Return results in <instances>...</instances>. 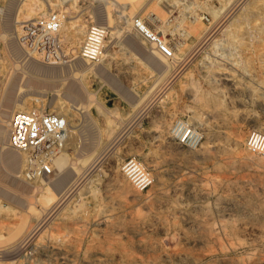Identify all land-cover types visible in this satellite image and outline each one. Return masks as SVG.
I'll return each mask as SVG.
<instances>
[{
	"label": "rangeland",
	"instance_id": "rangeland-1",
	"mask_svg": "<svg viewBox=\"0 0 264 264\" xmlns=\"http://www.w3.org/2000/svg\"><path fill=\"white\" fill-rule=\"evenodd\" d=\"M56 1L57 6L52 8L48 6V10L41 11L43 3H51L54 0H0V103L4 102L3 99L6 98L4 96L10 93L16 96L17 91L18 95L17 87L21 85H27L28 88L38 85L34 74L28 77L21 73L26 66L27 57H23L24 50L18 42L21 27L15 24V18L17 21L28 22L43 16L50 8L58 11L60 15L69 8L68 13L65 12L67 20H62L65 28L61 27L59 37L71 52L78 49L86 29L90 25H95L93 20L105 24L107 10L99 2ZM143 1L138 5H129L134 12L130 17L135 16L146 21L159 35L176 46L173 56H176L177 61L181 59L179 64H171L172 58L164 59L155 54L164 62L154 55V60H148L154 66L151 67L144 59L151 49L133 33L132 29L124 33L126 36H122L121 39V36L114 37L113 34L110 36L112 31L108 28L105 43L107 55L104 53L100 63L86 64L89 69L81 77L83 91H78L80 97L75 96L74 104L59 97L67 102L68 108L71 109L62 113L64 110L59 111L56 103L60 99L51 96H48L46 101H39L38 104L29 100L31 96L21 100L24 111L34 109L47 113L58 111L56 114L64 115L63 118L66 119L70 116L71 123L79 124H71L68 119L71 131L77 129V132L73 131V135L78 134L73 136L74 145L65 148L67 164L68 161L72 162V159L73 162L85 160L87 149H94L97 162L92 170L85 173V180L88 178L85 181L86 186L78 184L79 186L74 189L73 199L72 194L67 195V200L61 201L59 208L53 210L52 206L56 199L69 188V185L72 186L76 182L77 172L70 169V177L68 176L61 189L54 191L55 188L49 189L43 184L46 180L24 184L25 180L22 178L24 180L20 182L22 184L17 188L14 182L16 186L13 187L14 185L10 184L11 178L7 181V174L0 168V264H264V158L250 152L246 147L247 139L252 132L264 134V0H240V4H236L238 0H194L196 5L193 0ZM179 2L187 7L181 6ZM114 7H108V11H111L108 13L113 15L110 16L114 19L113 23L118 24L115 14V10L118 9ZM128 8L125 5L123 9L126 15L130 10ZM194 13L196 14L193 15ZM150 16H157L161 23L149 22ZM223 18L226 25L223 24ZM239 18H243L244 24ZM218 19L222 20L223 31L217 30L213 40L202 49V52L199 50L192 54L195 45L194 30L202 31ZM73 24L80 25L77 28ZM224 29L227 31L224 32ZM7 31H11L16 46L18 45V49L23 53L19 57L8 52ZM218 32H221V35ZM232 32L236 34L235 37ZM229 35L231 36L228 38ZM238 41L242 44H238ZM133 44L136 47H133ZM217 44L223 47H218ZM214 48H218V51L212 50ZM233 53L234 55L237 53L236 56L232 55ZM227 54L230 57L226 58ZM30 55L32 58L35 57L33 54ZM34 60L37 61L35 58ZM216 67L219 69H215ZM220 70L226 72L222 73ZM244 70L246 72L242 74ZM67 71L70 72L71 68ZM225 75L237 82L238 90L235 93H231L228 85L221 81ZM61 77H57V81L53 79L39 84L51 88L58 86L61 92H65L68 85L73 84L76 88L75 79L66 80V83L65 80H60ZM239 83L242 86H239ZM157 86L163 87L161 89ZM149 98L155 99L154 102ZM202 98L209 100V103H204L205 100ZM144 108L147 112L143 110ZM11 110L10 116L17 111L16 109L14 111V108ZM179 121L201 134L202 140L197 148L181 147L172 139L171 128ZM206 123L211 127L207 126L206 129ZM211 132L213 133L210 134ZM115 133L117 137L114 136ZM165 138H168L169 143ZM5 146L9 151L16 153L24 165L25 155L11 150L8 145ZM73 148L77 149L71 152ZM200 149L202 152H199ZM79 153L85 155L81 156ZM74 154L78 155L77 159ZM131 160L139 163L151 178V184L144 190L136 189L125 172L124 168ZM67 164L63 176H67L65 173L68 170ZM80 164L76 166L80 167L78 170L81 173L84 172L86 164L83 166ZM52 168L55 173L53 165ZM54 173L50 176V181L54 178ZM152 182L164 183L157 186L158 183L154 185ZM22 189L23 192L20 193ZM160 194H164V198ZM47 206L48 208H44ZM47 209L49 214L42 217L40 213ZM36 225L34 234L26 236V233ZM12 249L18 250V253L11 252Z\"/></svg>",
	"mask_w": 264,
	"mask_h": 264
},
{
	"label": "bare ground",
	"instance_id": "bare-ground-1",
	"mask_svg": "<svg viewBox=\"0 0 264 264\" xmlns=\"http://www.w3.org/2000/svg\"><path fill=\"white\" fill-rule=\"evenodd\" d=\"M73 1V0H72ZM93 1H96V2H99L100 4H101V6L103 7H105L106 8V10H107V13L105 14V24H104V22L102 23L101 21L99 22V21H96V20H93V23L94 24H98V25H102V26H104L105 25V27H107V28H109L112 32L110 33V36H111V34H113L114 35V37H118V36H121V39H122V36H126V34L124 35V33H127L130 29H131V27H130V24L128 23V19L130 18V16H132L133 14H134V12L132 11V9H130V8H132V7H130L129 5H131V6H133V5H138L141 1H143V0H93ZM152 1V0H151ZM164 1V0H163ZM166 1V0H165ZM175 1V0H174ZM235 1V0H234ZM239 1L240 0H238V2L236 3V4H240L239 3ZM241 1H243V0H241ZM240 1V2H241ZM144 2V1H143ZM193 2H194V0H193ZM231 2V1H230ZM42 3V2H41ZM145 3V2H144ZM143 3V4H144ZM158 3V2H157ZM174 3V2H173ZM177 3V2H176ZM184 3H186V2H184ZM195 3V2H194ZM227 3V2H226ZM232 3V2H231ZM244 3V2H243ZM73 4V3H72ZM142 4V6H144ZM162 4V3H161ZM172 4V3H171ZM179 4H180V2H179ZM198 4V3H197ZM228 4V3H227ZM230 4V3H229ZM234 4V3H233ZM76 5V4H75ZM125 5H127L129 8L128 9H130L129 11H127V15L126 14H124V11H123V9L125 8ZM160 5V4H159ZM170 5V4H169ZM173 5V4H172ZM175 5V4H174ZM177 5V4H176ZM181 5V4H180ZM183 5V4H182ZM181 5V6H182ZM192 5H194L193 3H192ZM192 5H191V7H192ZM195 5H196V3H195ZM242 5V4H241ZM245 5V4H244ZM41 6V5H40ZM48 6L50 7L51 6V8L52 7H55V6H57V1L56 0H54V2H51V3H43V5H42V10L41 11H43V9H45V10H48ZM73 6V5H72ZM89 6V5H88ZM107 6V7H106ZM110 6H115L114 8L115 9H118V10H115V14L117 15V18L119 17L120 19H122L123 20V22L122 23H120L119 24V22H118V24H114L113 23V20L114 19H112L110 16L112 15H109L110 13H111V11H108L109 10V8L108 7H110ZM184 6V5H183ZM189 6V5H188ZM198 6V5H197ZM227 6V5H226ZM229 6V5H228ZM231 6V5H230ZM65 7V6H64ZM117 7V8H116ZM136 7V6H135ZM139 7V6H138ZM138 7L136 8V9H138ZM146 7V6H145ZM164 7V6H163ZM171 7V6H170ZM184 7H187V6H184ZM223 7H225V5L223 6ZM41 8V7H40ZM168 8V7H167ZM175 8V7H174ZM182 8V7H181ZM196 8V7H195ZM203 8V7H202ZM226 8V7H225ZM240 8H241V6H240ZM71 9V8H70ZM73 9V8H72ZM71 9V10H72ZM127 9V8H126ZM142 9V8H141ZM170 9V8H169ZM177 9H179V8H177ZM188 9V8H187ZM186 9V10H187ZM197 9V8H196ZM230 9V8H229ZM242 9V8H241ZM68 10H69V8H68ZM68 10L67 11H65L66 13H68ZM146 10V9H145ZM168 10V9H167ZM180 10V9H179ZM178 10V11H179ZM182 10V9H181ZM194 10V9H193ZM198 10V9H197ZM196 10V11H197ZM202 10V9H201ZM200 10V11H201ZM207 10V9H206ZM235 10H236V8H235ZM260 10V9H259ZM137 11V10H136ZM195 11V10H194ZM193 11V12H194ZM195 11V12H196ZM221 11H222V9H221ZM232 11H234V10H232ZM65 12H62V14H61V16H62V18H63V20H67V18H66V14H65ZM106 12V11H105ZM108 12H110V13H108ZM146 12V11H145ZM150 12H151V10H150ZM171 13H172V11H170ZM176 12H177V10H176ZM176 12H174V13H176ZM204 12H205V10H204ZM223 12V11H222ZM221 12V13H222ZM227 12V11H226ZM235 12V11H234ZM233 12V13H234ZM178 13V12H177ZM203 13V12H202ZM217 13H218V11H217ZM219 13H220V11H219ZM225 13V12H224ZM224 13H222V14H224ZM228 13V12H227ZM136 14V13H135ZM159 14V13H158ZM178 14H180V13H178ZM196 13H194L193 15H195ZM209 14V13H208ZM232 14V13H231ZM155 15V14H154ZM207 15V14H206ZM218 15V14H217ZM216 15V16H217ZM259 15V14H258ZM96 16V15H95ZM94 16V17H95ZM113 16V15H112ZM125 16V17H124ZM128 16V17H127ZM93 17V18H94ZM197 17V16H196ZM200 17V16H199ZM226 17V16H225ZM6 18V17H5ZM26 18H27V16H26ZM92 18V17H91ZM98 18V17H97ZM161 18V17H160ZM163 18V17H162ZM194 18V17H193ZM198 18V17H197ZM220 18V17H219ZM232 18V17H231ZM14 19V18H13ZM17 18H15V24L17 23V25L19 26V27H21V25H23L25 22L24 21H17L16 20ZM149 22H151V23H154V24H158V23H161V20L157 17V16H154V17H152V16H150L149 17ZM200 19V18H199ZM215 19V18H214ZM227 19V18H226ZM225 19V20H226ZM239 19H242V23L244 22L243 21V18H239ZM118 20V19H117ZM166 20V19H165ZM178 20V19H177ZM189 20V19H188ZM191 20V19H190ZM211 20V19H210ZM219 20V19H218ZM217 20V22H215L213 25H209L210 27H207L206 28V26H205V28L206 29H204V30H202V31H195L194 30V36H195V45H194V48H193V45H192V47L191 48H193L192 49V51H191V53L193 54V52L195 53V52H197V51H199V50H201V52H202V49L209 43V42H211V40H213L212 38H213V35H215L216 33H217V30H222L223 31V29H221V26H222V20H219L218 21ZM104 21V20H103ZM163 21H164V18H163ZM193 21V20H192ZM196 21V20H195ZM228 21V20H227ZM236 21H237V19H236ZM68 22V21H67ZM116 22V21H115ZM121 22V21H120ZM208 22V21H207ZM210 22V21H209ZM234 22L235 21H233V24H234ZM241 22V21H240ZM23 23V24H22ZM69 23H70V21H69ZM83 23V22H82ZM85 23V22H84ZM117 23V22H116ZM229 23H230V21H229ZM242 23H241V26H242ZM68 24V23H67ZM185 24V23H184ZM184 24H181V25H184ZM207 25H208V23H206ZM223 24L224 25H226L225 23H224V18H223ZM228 24V23H227ZM244 24V23H243ZM74 25V24H73ZM80 24H78L77 26H79ZM83 25H85V24H83ZM190 25V24H189ZM200 25V24H199ZM231 25V24H230ZM238 25L240 26V24L238 23ZM14 26V25H13ZM62 26H64V24H63V21H62ZM75 26V25H74ZM77 26H75V27H77ZM153 26V25H152ZM158 26V25H157ZM162 26V25H161ZM165 26V25H164ZM167 26V25H166ZM178 26V25H177ZM7 27H8V25H7ZM6 27V28H7ZM80 27H82V26H80ZM85 27V26H84ZM160 27V26H159ZM159 27H157V29L159 28ZM163 27V26H162ZM223 27H225V26H223ZM236 27H238L237 25H236ZM3 28H4V26H3ZM63 28V27H62ZM64 28H65V26H64ZM67 28V27H66ZM72 28V27H71ZM78 28V27H77ZM77 28H75V29H77ZM154 28H156V27H154ZM161 28V27H160ZM165 28V27H164ZM178 28H180V27H178ZM177 28V29H178ZM230 28V27H229ZM234 28V27H233ZM241 28V27H240ZM10 29V28H9ZM8 29V30H9ZM16 29V28H15ZM80 29V28H79ZM167 29V28H166ZM200 29V28H199ZM231 29V28H230ZM230 29H228V31L230 32ZM235 30H236V28H234ZM78 30V29H77ZM84 30V29H83ZM175 29H173V31H174ZM180 30V29H179ZM182 30V29H181ZM225 30L227 31V29H224V32H225ZM6 31V30H5ZM63 31V30H62ZM74 31H76V30H74ZM73 31V32H74ZM168 31H170V30H168ZM176 31V30H175ZM236 31H238V30H236ZM244 31V30H243ZM7 32H9V38H8V52L9 53H11L12 55H15V56H17V57H19L21 54H23V53H21V51L18 49V45L16 46V43H15V41H14V37L12 36V33H10L11 31H7ZM64 32V31H63ZM78 32H81V31H78ZM130 32V31H129ZM234 32V31H233ZM232 32V33H233ZM240 32V31H239ZM76 33V32H75ZM83 33V32H82ZM134 33V32H133ZM181 33V32H180ZM215 33V34H214ZM219 33V32H218ZM243 33V32H242ZM63 34V33H62ZM79 34H81V33H79ZM132 34V33H131ZM220 35H221V32L219 33ZM224 34V33H223ZM238 34V33H237ZM78 35V34H77ZM179 35H181V34H179ZM227 35V34H226ZM233 37H235V33H233ZM239 35V34H238ZM132 36H134V35H132ZM182 36H184V35H182ZM231 35H229V36H227L228 38L230 37ZM75 37V36H74ZM113 37V36H112ZM129 37V36H128ZM217 37V36H216ZM222 37H224V36H222ZM233 37H232V39H233ZM66 38V37H65ZM73 38V37H72ZM124 38V37H123ZM130 38V37H129ZM178 38V37H177ZM184 38V37H183ZM226 38V37H225ZM227 38V39H228ZM66 39H68V38H66ZM71 39V38H70ZM75 39H76V37H75ZM78 39V38H77ZM109 39V38H108ZM221 39V38H220ZM235 39V38H234ZM238 38H236V40H237ZM239 39H240V37H239ZM69 40V39H68ZM73 40H74V38H73ZM79 40V39H78ZM133 40V39H132ZM180 40V39H179ZM216 40V39H215ZM222 40V39H221ZM221 40L219 41V42H221ZM229 40H231V39H229ZM77 41V40H76ZM123 41V40H122ZM217 41V40H216ZM224 41V40H223ZM225 41H226V39H225ZM108 42V41H107ZM114 42V41H113ZM112 42V43H113ZM116 42H117V40H116ZM121 42V41H120ZM178 42V41H177ZM181 42V41H180ZM191 42V41H190ZM232 42H233V40H232ZM237 42V41H236ZM71 43H73V42H71ZM77 43V42H76ZM138 43V42H137ZM176 43V42H175ZM174 43V44H175ZM182 43V42H181ZM194 43V42H193ZM216 43H218V42H216ZM226 43V42H225ZM231 43V42H230ZM234 43V42H233ZM239 43H241L240 41H238V44ZM219 44V43H218ZM217 44V45H218ZM224 44V43H223ZM237 44V43H236ZM236 44H234V45H236ZM242 44V43H241ZM241 44L239 45V46H241ZM70 45V44H69ZM74 45V44H73ZM116 45V44H115ZM213 45V44H212ZM220 45V44H219ZM218 45V47H223V46H225V44L223 45V46H219ZM226 45H228V43H226ZM231 44H229V46H230ZM75 46V45H74ZM73 46V47H74ZM180 46V45H179ZM21 47V46H20ZM133 47H136L134 44H133ZM176 47V46H175ZM174 46H173V48H174V50H176V48H175ZM210 47V46H209ZM231 47V46H230ZM230 47H227V48H230ZM236 47V46H235ZM70 48V47H69ZM75 48V47H74ZM225 48V47H224ZM232 48V47H231ZM146 49V48H145ZM179 49V48H178ZM218 48H214V49H212V50H217ZM220 49V48H219ZM226 49V48H225ZM232 49H234V48H232ZM232 49H231V51H232ZM149 50V49H148ZM229 50V49H228ZM241 50V49H240ZM145 51V50H144ZM147 51V50H146ZM178 51V50H177ZM218 51V50H217ZM223 51V50H222ZM230 51V50H229ZM74 52V51H73ZM109 52V51H108ZM182 52V51H181ZM184 52H185V50H184ZM220 52H221V50H220ZM235 52V51H234ZM237 52V51H236ZM104 53H105V51H104ZM145 53V52H144ZM177 53V52H176ZM213 53V52H212ZM211 53V54H212ZM217 53V52H216ZM223 53H225V52H223ZM222 53V54H223ZM237 53H239V52H237ZM236 53V54H237ZM156 53L153 51V50H150V52L145 56V61L148 63V64H150L151 65V67L153 66L152 65V63L151 62H149L148 60H154V55H155ZM189 53H187V55H188ZM215 54V53H214ZM236 54L234 55V53L232 54V55H234V56H236ZM105 55H107L106 53H105ZM113 55V53L111 54V56ZM180 55V54H179ZM196 55V54H195ZM221 55V54H220ZM220 55H218V56H220ZM104 56V54L102 55V57ZM110 56V55H109ZM108 56V57H109ZM110 56V57H111ZM157 55H155V57H156ZM182 56V55H181ZM181 56H179L180 58H181ZM184 56V55H183ZM182 56V57H183ZM191 56V55H190ZM214 56V55H213ZM216 56V55H215ZM217 56V57H218ZM227 56L228 57H230V55H226L225 57L227 58ZM240 56V55H239ZM23 57H27V59H26V62H25V64H26V66L23 68V70L21 71V73L23 74V75H26V76H30V74H34L35 75V77H36V83L38 84V85H36V86H34V87H32V88H28V87H26L27 85H21L20 87H17L18 89V95H17V91H16V96H13V94H9V95H6V96H4V97H6L5 99H3L4 100V102H2L1 101V103L2 104H4L3 106H2V104H1V107H0V168L7 174V181H9V178H11V180L13 181L12 183H11V180H10V184L12 185H14V182L17 184V188H18V185H20V184H22V183H20V182H22V171H21V168H22V165H23V162L21 161V159H20V157L16 154V153H14V152H12V151H9L8 149H7V147L5 146V145H7V137H8V121H9V116H10V113H11V109L12 108H14V111H15V109L17 110V111H24V107H23V101H21L22 99H24V97H27V96H31L30 98H29V100H32V101H35V102H37L36 104H38V102L39 101H46L45 99L49 96H51V97H54V98H59V97H61L62 99L64 98L66 101L68 100V102H73V104L75 103V99H76V95H78V91H83L82 89H83V84L81 83V81H83V78H82V80H81V77H82V75H84V73L89 69V66L88 65H84L83 63H80V61H74L73 63H68V64H61V65H43V64H39V63H37V61H35L34 60V58L35 57H33L32 58V55H30V54H26L25 52H24V54H23ZM107 57V56H106ZM114 57V56H113ZM174 57V58H173ZM172 57V63L171 64H179V61L181 60H179V61H177V58H176V56L174 55ZM216 57V58H217ZM223 57V56H222ZM105 58V57H104ZM157 58V57H156ZM158 58H160V57H158ZM157 58V59H158ZM187 58V57H186ZM185 58V59H186ZM212 58V57H211ZM235 58V57H234ZM102 59V58H101ZM144 59H143V61H144ZM161 59V58H160ZM183 59V58H182ZM213 59V58H212ZM220 60H221V57L219 58ZM229 59V58H228ZM237 59H239V58H237ZM110 60V59H109ZM162 60V59H161ZM216 60V59H215ZM100 61V60H99ZM98 61V62H99ZM101 61H103V60H101ZM105 61V60H104ZM110 61H112V60H110ZM158 62H159V60H157ZM168 61V60H167ZM170 61V60H169ZM186 61H187V59H186ZM185 61V62H186ZM214 61V60H213ZM225 61V60H224ZM229 61V60H228ZM79 62V63H78ZM109 62V61H108ZM108 62H107V64H108ZM157 62V63H158ZM162 62H164V60H162ZM216 61H214V63H215ZM218 62H219V60L217 61V65H219L218 64ZM231 62H232V60H231ZM236 62H237V60H236ZM239 62V61H238ZM100 63V62H99ZM167 63V62H166ZM233 63V62H232ZM234 63H235V61H234ZM96 64V63H95ZM101 64H103L102 62H101ZM106 64V65H107ZM159 65H161L160 63H158ZM169 64V63H168ZM221 64V63H220ZM231 64V63H230ZM147 65V64H146ZM164 65H165V63H164ZM232 65V64H231ZM216 66V65H215ZM221 66V65H220ZM219 66V67H220ZM236 66H238L237 64H236ZM101 67V66H100ZM105 67V66H104ZM154 67V66H153ZM176 67V66H175ZM222 67V66H221ZM225 67V66H224ZM226 67H227V65H226ZM228 67H229V65H228ZM70 68H71V71L69 72V71H67L68 69L70 70ZM91 68V67H90ZM99 68V67H98ZM165 68V67H164ZM179 68V67H178ZM207 68V67H206ZM209 68V67H208ZM213 68H214V66H213ZM231 68H234V67H231ZM95 69H97V68H95ZM95 69H93V70H95ZM171 69H173V68H171ZM177 69V68H176ZM211 69V68H210ZM215 69H219V68H215ZM214 69V70H215ZM222 69H223V67H222ZM225 69V68H224ZM229 69V68H228ZM228 69H226L227 71H228ZM104 70H105V68H104ZM232 70V69H231ZM92 71V70H91ZM96 71H98V69L96 70ZM96 71H94V73L96 72ZM103 71V70H102ZM152 71V70H151ZM212 71V70H211ZM210 71V72H211ZM221 72H222V70H220ZM225 71V70H224ZM223 71V72H224ZM240 71H242V70H240ZM68 72H69V74H68ZM89 72V71H88ZM100 72H101V70H100ZM217 72V71H216ZM222 72V73H223ZM226 72V71H225ZM244 72H246L245 70L242 72V74L244 73ZM93 73V74H94ZM97 73V72H96ZM233 73V72H232ZM232 73H231V75H232ZM247 73H248V71H247ZM250 73V72H249ZM102 74H104V73H102ZM215 74V73H214ZM23 75H22V77H23ZM97 75V74H96ZM100 75V74H99ZM99 75H98V77H99ZM156 75V74H155ZM173 75V74H172ZM211 76H212V73L210 74ZM224 75V74H223ZM226 75H227V73H226ZM223 76L222 78H221V81H223L224 82V84H226V85H228V89H229V91L231 92V93H235L237 90H238V84H237V82H235L234 80H232L231 78H229V76ZM252 75V74H251ZM59 76H62L61 77V79L60 80H65L64 82H66V80H70V79H75V82H76V88L73 86V84L72 85H68V87H67V90L65 91V92H61L60 90H58V86H57V88L56 87H46V86H40V84H42V83H44V82H46V81H52L53 79H55L56 81L58 80V79H56L57 77H59ZM219 76H220V74H219ZM246 76V75H245ZM248 76H250V75H248ZM31 77V76H30ZM34 77V76H33ZM217 77V76H216ZM243 77V76H242ZM247 77V76H246ZM24 78V77H23ZM213 78V77H212ZM218 78V77H217ZM219 78V79H220ZM244 78V77H243ZM247 78H249V77H247ZM252 77H250V79H251ZM31 79V78H30ZM235 79V78H234ZM239 79H241V78H239ZM253 79V78H252ZM26 80V79H25ZM167 80V79H166ZM213 80V79H212ZM216 80V79H215ZM38 81H40V82H38ZM154 81H156V79L154 80ZM163 81V80H162ZM217 81H218V79H217ZM240 80H238V82H239ZM42 82V83H41ZM69 82H72V81H69ZM74 82V81H73ZM35 83V84H36ZM40 83V84H39ZM55 83H57V82H55ZM59 83V82H58ZM67 83V82H66ZM154 84L156 83V82H153ZM160 83V82H159ZM216 83H218V82H216ZM25 84H28V83H25ZM165 84V83H164ZM34 85V84H33ZM49 86H50V84H48ZM53 85V84H52ZM51 85V86H52ZM75 85V84H74ZM160 85V84H159ZM223 85V84H222ZM19 86V85H18ZM30 86V85H29ZM61 86V85H60ZM239 86H242V84H240L239 83ZM62 87H63V85H62ZM158 87H161V89H162V87L163 86H157V88ZM64 88V87H63ZM62 88V89H63ZM156 88V89H157ZM15 89V88H14ZM227 89V88H226ZM15 91V90H14ZM188 93H190V92H188ZM15 94V93H14ZM151 94V93H150ZM191 95H192V93H190ZM194 95V94H193ZM230 95V94H229ZM237 95H238V93H237ZM79 96V95H78ZM158 96V95H157ZM188 96H189V94H188ZM234 96V95H233ZM241 96V95H240ZM80 97V96H79ZM145 97H147L148 98V96H145ZM191 97V96H190ZM193 97V96H192ZM195 97V96H194ZM193 97V98H194ZM205 97V96H204ZM28 98V97H27ZM144 98V97H143ZM152 98V97H151ZM151 98H149V99H151ZM60 99V98H59ZM141 100H143V101H145L144 99H142V98H140ZM140 99H138L139 100V102H140ZM154 99V98H153ZM205 100L206 98H202V100ZM236 99V98H235ZM27 100V99H26ZM48 100H50V98L48 99ZM56 100H58V99H56ZM56 100H55V102H56ZM152 100V99H151ZM150 100V101H151ZM155 100V99H154ZM154 100H152L153 102H154ZM201 100V101H202ZM232 100H234V99H232ZM147 101H148V99H147ZM151 101V102H152ZM160 101V100H159ZM209 101V100H208ZM208 101H204V103L205 102H208ZM211 101V100H210ZM235 101V100H234ZM238 101H239V99H238ZM241 101V100H240ZM24 102H25V100H24ZM59 102V103H58ZM58 102H56L57 103V106H58V108H59V111H60V109L61 110H64V111H62V113H64L65 111H67L68 109H71V108H68V105L64 102V100H58ZM138 102V103H139ZM146 102V101H145ZM41 103V102H40ZM49 103H50V101H49ZM142 103V102H141ZM147 103V102H146ZM203 103V102H202ZM209 103V102H208ZM241 103V102H240ZM25 104V103H24ZM43 104V103H42ZM52 104H53V102H52ZM51 104V105H52ZM144 104V103H143ZM150 104H152V103H150ZM39 105H41V104H39ZM76 105V104H75ZM136 105V104H135ZM155 105H157V104H155ZM204 105V104H203ZM43 106V105H42ZM54 106H56L55 105V103H54ZM53 106V107H54ZM70 106V105H69ZM78 106V105H77ZM140 107H141V105H139ZM151 106V105H150ZM74 107V106H73ZM73 107H72V109H73ZM79 107V106H78ZM78 107H76V108H78ZM144 107V106H143ZM147 107H148V105H147ZM154 107V106H153ZM58 108H57V110H58ZM81 108V107H80ZM138 108V107H137ZM55 109V108H54ZM139 109V108H138ZM148 109V108H147ZM154 109V108H153ZM156 109V108H155ZM82 110H84V108L82 107ZM81 110V112H83ZM97 110V109H96ZM136 110V109H135ZM143 110H145V108L143 109ZM143 110H142V112H143ZM149 110V109H148ZM69 111H71V110H69ZM75 111V110H74ZM78 111V110H77ZM140 111V110H139ZM146 112H147V110H145ZM56 112V111H55ZM58 112V111H57ZM56 112V113H57ZM73 112V111H72ZM136 112H137V110H136ZM145 112V113H146ZM160 112V111H159ZM61 113V112H60ZM69 113V112H68ZM74 113V112H73ZM141 113V112H140ZM144 113V112H143ZM80 114V113H79ZM84 114V113H83ZM133 114V113H132ZM148 114V113H147ZM153 114H155V113H153ZM159 115H162V114H160V113H158ZM12 115V114H11ZM84 115H86V114H84ZM140 115V114H139ZM156 115V114H155ZM211 115V114H210ZM209 115V116H210ZM216 115V114H215ZM215 115H213V117H215ZM243 115V114H242ZM245 115H247V114H245ZM64 116V115H63ZM62 116V117H63ZM72 116V115H71ZM74 116V115H73ZM75 116H76V114H75ZM132 116H134V115H132ZM244 116V115H243ZM67 117H69L70 118V116H67ZM87 117V116H86ZM211 117V116H210ZM68 118V119H69ZM73 118V117H72ZM245 118L246 117H244V120H245ZM249 117H247V119H248ZM65 119V121H66V123H67V138H66V140H65V142H64V147H63V149L54 157V159H53V162H52V165L55 167V169H56V172L54 173V178L55 177H57L56 179H54V178H52V181H50V177L49 178H47L46 179V181L43 183L47 188H49V189H51V188H55L54 189V191H57V190H59V189H61L62 188V186L64 185V183L66 182V180L68 179V176H69V174H70V171L72 170V171H75V172H77V180H76V182L75 183H73V185L71 184V182H70V184L72 185V186H70L69 185V188L68 189H66L60 196H59V198H57L56 199V201H55V203H54V205L52 206V210L53 209H56L57 207L59 208V206L62 204V202L64 201V199H66V196L68 195L69 196V194L71 195L72 194V199H73V192H74V189L77 187V185L78 184H86L85 183V181L88 179H86L85 180V173L87 172V170H90L94 165H95V163L97 162V156H96V153H94V149L93 150H91V149H87L85 152L87 153V156H86V159L85 160H78V162H77V158H76V156H78V155H75V160H76V162H73V157L71 158L72 159V162H69L68 161V164H67V157H66V155H65V148L67 147V146H70V147H72L73 145H74V139H73V136L75 135V134H78V133H75L74 135H73V131H71V126H70V124H69V121H70V123L72 122L70 119H69V121H68V119H66V118H64ZM75 119V118H74ZM77 119V118H76ZM131 119V118H130ZM250 119V118H249ZM81 120V119H80ZM83 120H84V118H83ZM114 120V119H113ZM164 120V119H163ZM211 120H213V118H211L210 119V121ZM78 121V120H77ZM159 121H161V120H159ZM208 121V120H207ZM218 121V120H217ZM78 122H80V121H78ZM129 122V121H128ZM164 122V121H163ZM73 123H77V122H73ZM73 123H71V124H73ZM81 123V122H80ZM203 123H205V122H203ZM202 123V124H203ZM211 123H212V121H211ZM210 123V124H211ZM214 123V122H213ZM78 124V123H77ZM76 124V125H77ZM127 124V123H126ZM160 124H162V123H160ZM217 124V123H216ZM219 124H220V122H219ZM79 125V124H78ZM77 125V126H78ZM74 127H76L75 126V124L73 125ZM120 126V125H119ZM123 126V125H122ZM167 126V125H166ZM205 126V125H204ZM207 126H210V125H207V123H206V129H207ZM217 126V125H216ZM126 127V126H125ZM155 127H158V126H156L155 125ZM211 127V126H210ZM120 128V127H119ZM209 128V127H208ZM79 129V128H78ZM77 129H75V131H76ZM80 130V129H79ZM154 130H156V129H154ZM74 131V132H75ZM116 131H117V129H116ZM120 131H122V129L120 130ZM163 131V130H162ZM166 131V130H165ZM206 131V130H205ZM77 132V131H76ZM156 131H154V133H155ZM118 133V132H117ZM117 133H115V137H117L116 136V134ZM119 133H121V132H119ZM159 133V132H158ZM165 133V132H164ZM171 133V132H170ZM207 133H208V131H207ZM206 133V135H208L209 136V134H207ZM213 132H211L210 134H212ZM163 134V133H162ZM161 134V135H162ZM113 135H112V137H113ZM122 135V134H121ZM158 135V134H157ZM168 135V134H167ZM97 136V135H96ZM207 136V137H208ZM216 136V135H215ZM214 136V137H215ZM109 137V136H108ZM114 137V138H115ZM158 137H159V135H158ZM160 137H163V136H160ZM209 138V137H208ZM217 138H218V136H217ZM98 139V138H97ZM103 139H105V138H103ZM102 139V140H103ZM107 139V138H106ZM111 139V138H110ZM118 139V138H117ZM161 139H163V138H161ZM166 139V138H165ZM168 139V138H167ZM167 139H166V141H167ZM173 139V138H172ZM76 140V139H75ZM93 141H94V139H92ZM99 140V139H98ZM217 140V139H216ZM97 141V140H96ZM108 141V140H107ZM154 141V140H153ZM90 142V141H89ZM92 142V141H91ZM97 142H99V141H97ZM110 142V141H109ZM109 142L107 143V144H109ZM113 142V141H112ZM111 142V143H112ZM168 142V141H167ZM169 143V142H168ZM96 144V143H95ZM99 144H100V142H99ZM158 144V143H157ZM160 144V143H159ZM158 144V145H159ZM167 144V143H166ZM213 144H216V143H214L213 142ZM105 145V144H104ZM110 145V144H109ZM168 145V144H167ZM218 145H219V143H218ZM86 146V145H85ZM211 146V145H210ZM210 146H209V148H210ZM216 146V145H215ZM92 147V146H91ZM95 147H96V145H95ZM105 147V146H104ZM202 147V146H201ZM205 147V146H204ZM69 148V147H68ZM90 148V147H89ZM207 148V147H206ZM74 149H75V151H76V149L77 148H73V150L71 151V152H73L74 151ZM86 148H84V150H85ZM106 149V148H105ZM204 149V148H203ZM211 149V148H210ZM216 149V148H215ZM104 150V149H103ZM206 150V149H205ZM197 151V150H196ZM82 152H84V151H82ZM99 152V151H98ZM97 152V153H98ZM103 152V151H102ZM199 152H202L201 151V149L199 150ZM209 151H207V153H208ZM75 153V152H74ZM197 153V152H196ZM203 153H205V152H203ZM206 153V154H207ZM71 154H73V153H71ZM84 153H82V154H80L79 153V155H81V156H84L83 155ZM197 154H199V153H197ZM100 155V154H99ZM201 155V154H200ZM109 156H110V154H109ZM194 156V155H193ZM104 157H107V156H105L104 155ZM197 156H195V158H196ZM99 158L100 157H98V160H99ZM152 162V161H151ZM79 163H81L80 165H84V164H86L85 165V167L86 168H84V172H79V170H78V168H80V167H77L76 165L77 164H79ZM67 164V168H68V170H66L65 171V173H67V176H63V174H64V168H66V165ZM154 163H152V165H153ZM24 166V165H23ZM81 166V167H82ZM151 166V165H150ZM152 167V166H151ZM154 167V166H153ZM71 169V170H70ZM92 170V169H91ZM93 170H94V168H93ZM74 172V173H75ZM9 176V177H8ZM87 176V175H86ZM158 176V175H157ZM156 176V177H157ZM21 177V178H20ZM70 177V176H69ZM89 177V176H88ZM5 178V177H4ZM91 178V177H90ZM99 178V177H98ZM160 178V177H159ZM54 179V180H53ZM74 179H75V177H74ZM156 180H158V178L156 179ZM160 180H162L161 178H160ZM24 181V180H23ZM72 181L74 182V180L72 179ZM101 181V180H100ZM25 183L24 184H30L29 182H26V181H24ZM98 182H99V180H98ZM98 182H96V183H98ZM95 182H92V184H94ZM95 183V184H96ZM153 184H154V182H152ZM158 183V182H157ZM156 183V184H157ZM161 182H159L158 184H157V186H159V184H160ZM164 183V182H163ZM163 183H161V184H163ZM23 184V185H24ZM80 184V185H81ZM101 184V183H100ZM156 184H154V185H156ZM160 184V185H161ZM192 184H194V182L192 183ZM191 184V185H192ZM16 185H14L13 187H15ZM38 186V185H37ZM66 186V185H65ZM79 186V185H78ZM86 186V185H85ZM84 186V187H85ZM106 186V185H105ZM21 187H22V185H21ZM26 187H27V185H26ZM89 187H90V184H89ZM88 187V188H89ZM97 187V186H96ZM178 187H179V185H178ZM28 188V187H27ZM57 188V189H56ZM86 188V187H85ZM174 188L176 189L177 187H175L174 186ZM173 188V189H174ZM187 188V187H186ZM190 188V187H189ZM193 188H194V186H193ZM16 189V188H15ZM21 189V188H20ZM30 189V188H29ZM35 189V188H34ZM65 189V188H64ZM78 189V188H77ZM80 189H82V188H80ZM158 189H159V187H158ZM162 189V188H161ZM45 190V189H44ZM95 190V189H94ZM177 190H179L180 191V189H177ZM17 191H18V189H17ZM25 191V190H24ZM38 191V190H37ZM79 191H81V190H79ZM108 191V190H107ZM192 191H193V189H192ZM197 191V190H196ZM19 192V191H18ZM21 192H23V189L22 190H20V193ZM60 192H61V190H60ZM82 192V191H81ZM89 192V191H88ZM91 192V191H90ZM159 192V191H158ZM161 192V191H160ZM163 192V191H162ZM173 192V191H172ZM194 192V191H193ZM199 192V191H198ZM32 193H34V192H32ZM57 193V192H56ZM75 193V192H74ZM106 193V192H105ZM175 193V192H174ZM179 193V192H178ZM187 193V192H186ZM192 193V192H191ZM196 193V192H195ZM59 194V193H58ZM79 194H80V192H79ZM87 194H89V193H87ZM107 194V193H106ZM181 194V193H180ZM193 194V193H192ZM56 195V194H55ZM78 195V194H77ZM161 195V194H160ZM164 195V194H163ZM163 195H161V196H163ZM75 196V195H74ZM82 196V195H81ZM165 196V195H164ZM164 196H163V198H164ZM194 196V195H193ZM71 197H69V199H70ZM79 198V197H78ZM81 198V197H80ZM195 198V197H194ZM167 200H168V198H166ZM67 200V199H66ZM71 200V199H70ZM78 200V199H77ZM81 200V199H80ZM160 200H162V199H160ZM62 201V202H61ZM69 201V200H68ZM73 201V200H72ZM164 202V201H163ZM165 202H167V201H165ZM70 203V202H69ZM65 204H67V203H65ZM50 205V204H49ZM52 205V204H51ZM69 205V204H68ZM72 205V204H71ZM66 206V205H65ZM73 206V205H72ZM64 207V206H63ZM41 208V207H40ZM44 208H48V206L47 207H44ZM73 208H75V207H73ZM77 208V207H76ZM75 208V209H76ZM64 209H65V207H64ZM40 211V210H39ZM43 211V210H42ZM41 211V212H42ZM63 211V210H62ZM72 212V211H71ZM230 212V211H229ZM44 213V214H43ZM43 213H40V214H42L43 216L42 217H46L48 214H49V210L47 209V210H45V212H43ZM52 213V212H51ZM60 213V212H59ZM59 213H58V215H59ZM54 214V213H53ZM50 216V215H49ZM41 217V216H40ZM41 217V218H42ZM51 217V216H50ZM55 217V216H54ZM59 217H60V215H59ZM76 217H77V215H76ZM81 217V216H80ZM40 218V219H41ZM31 219V218H30ZM35 219V218H34ZM43 219V218H42ZM61 219V218H60ZM38 220V219H37ZM71 220V219H70ZM79 220H81L82 221V219H79ZM40 221V220H39ZM46 221V220H45ZM28 222H30V221H28ZM73 222H75V221H73ZM78 222V221H77ZM76 222V223H77ZM42 223V222H41ZM70 223V222H69ZM79 223V222H78ZM40 224V223H39ZM72 224V223H71ZM75 224V223H74ZM74 224H72V225H74ZM82 224V223H81ZM35 225V224H34ZM77 225V224H76ZM39 226V225H38ZM41 226V225H40ZM36 227H37V225L36 226H33L30 230H29V232L28 233H26V236H30V234H34V231L36 230ZM42 227H43V225H42ZM30 228V227H29ZM28 229V228H27ZM24 237V236H23ZM21 240H23V239H21ZM20 241V240H19ZM22 242V241H21ZM26 242V241H25ZM30 243V242H29ZM13 245V244H12ZM22 246V245H21ZM10 247V246H9ZM18 246L16 245L15 246V248H17ZM8 248V247H7ZM14 247H13V249H15ZM12 249V251L11 252H15L14 250ZM11 250V249H10ZM5 251V250H4ZM8 251V250H7ZM18 251V250H17ZM16 251V252H17ZM10 251H8V253H9ZM7 253V252H6ZM18 253V252H17ZM1 254V253H0ZM10 255V254H9ZM9 257V256H8ZM66 257V256H65Z\"/></svg>",
	"mask_w": 264,
	"mask_h": 264
},
{
	"label": "built area",
	"instance_id": "built-area-1",
	"mask_svg": "<svg viewBox=\"0 0 264 264\" xmlns=\"http://www.w3.org/2000/svg\"><path fill=\"white\" fill-rule=\"evenodd\" d=\"M122 19L118 17V22H123ZM62 20L60 13L50 8L43 16L21 25L18 42L24 52L35 55V59L43 65L57 66L74 61L97 63L106 49L108 28L97 24L90 25L78 49L71 52L59 37ZM128 23L134 33L157 55L164 59L173 57V45L146 21L133 16L128 19ZM66 129L65 119L56 113L34 109L16 111L10 116L7 145L11 150L25 155L22 178L26 182L46 180L53 175V158L64 147ZM171 134L179 146L187 149L197 148L202 140L197 130L182 121L175 122ZM246 147L250 152L264 158V134L252 132ZM124 169L133 186L139 191L151 184L149 174L134 160L129 161Z\"/></svg>",
	"mask_w": 264,
	"mask_h": 264
}]
</instances>
